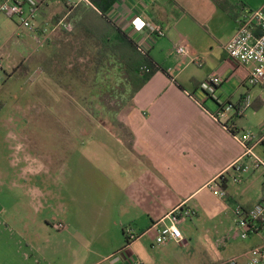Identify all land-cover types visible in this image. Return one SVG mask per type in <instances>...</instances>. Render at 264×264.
<instances>
[{"label":"crops","instance_id":"1","mask_svg":"<svg viewBox=\"0 0 264 264\" xmlns=\"http://www.w3.org/2000/svg\"><path fill=\"white\" fill-rule=\"evenodd\" d=\"M59 2L42 0L38 22ZM263 8L264 0H117L108 17L134 41H145L162 70L117 119L125 134L96 118L81 120V143L91 137L85 126L103 131L91 151L79 154V173L91 181L76 176L70 187L57 188L20 183L10 198L0 199V264H168L166 257L188 246V238L157 245L144 236L161 229L174 209L194 211L188 220L202 211L234 213V204L252 209L263 197L264 179L255 173L234 183L230 167L243 147L225 125L251 132L264 161V98L245 89L252 67L231 59L225 45L245 12ZM148 21L162 25L165 37L150 42L146 31L135 30ZM178 45L188 54L178 55ZM214 78L220 83H211ZM247 109L255 116L247 117ZM222 112L226 117L218 116ZM225 172L227 178L218 180ZM258 177L261 192L252 198ZM215 181L226 197L213 193ZM256 235L257 245L264 243V231Z\"/></svg>","mask_w":264,"mask_h":264},{"label":"rangeland","instance_id":"2","mask_svg":"<svg viewBox=\"0 0 264 264\" xmlns=\"http://www.w3.org/2000/svg\"><path fill=\"white\" fill-rule=\"evenodd\" d=\"M44 10L39 22V12L33 21L34 33L21 29L17 17L11 20L0 14V101L3 103L0 108V199L10 198L15 185L20 183L31 187L46 183L57 188L65 182L70 187L76 182V176H82L84 182L91 181L79 173V154L83 148L91 151L95 137L103 131L92 132L94 126H85V136L91 137H85L81 143L76 138L80 136L81 120L96 118L110 130L126 133L117 119L125 117L129 102L123 84L115 82L114 69L106 74L111 75L117 94L92 93L96 48L78 33L57 28L59 21L66 17L74 21V12L68 15L69 8L63 2ZM35 37L42 42L38 43ZM259 87L247 83L245 89L264 98V89ZM247 111V117L255 116L253 110ZM244 124L242 120L241 125ZM261 154L264 156V152ZM26 168L36 169L37 173L25 174ZM257 179L250 192L252 198L261 192L260 177ZM179 227L190 244L166 257L168 264L242 260L246 252L261 242L257 235L241 238L231 211L224 214L202 211L199 218L181 220ZM156 235V231L146 233L144 240L155 244Z\"/></svg>","mask_w":264,"mask_h":264},{"label":"built area","instance_id":"3","mask_svg":"<svg viewBox=\"0 0 264 264\" xmlns=\"http://www.w3.org/2000/svg\"><path fill=\"white\" fill-rule=\"evenodd\" d=\"M42 0H1L0 13L9 17L19 19V27L29 33L35 32L33 21L37 17ZM89 4L88 0H67L66 7L69 13L78 7L79 3ZM57 28L65 32H72L74 24L69 17L59 21ZM138 33L146 31V39L154 42L156 39L163 38L166 32L162 25L153 22H143L135 27ZM41 43V38H36ZM138 49L142 53H147L146 44L143 40L135 41ZM176 53L181 56L188 54L185 45H178ZM225 51L231 59L236 60L242 65H251L248 76V84L251 86H264V8L255 11L245 12L239 20V30L237 34L225 45ZM0 70L2 64L0 63ZM213 84L220 83L219 78L212 80ZM227 110H229L227 108ZM225 112L219 113V117H226ZM235 139L242 145L243 153L231 165L230 170L234 172L232 178L234 183L240 185L243 178L250 174L261 173L264 179V161L255 152L256 143H253V134L249 131L237 133ZM227 178V173H223L218 180ZM213 193L221 198L226 197V192L222 184L216 181L211 185ZM195 212L191 209L178 207L170 212L161 222L163 227L156 230V244L165 245L175 241L182 243L183 233L179 227V222L186 218H192ZM236 226L240 230L241 238L248 239L250 235L261 234L264 231V185L263 197L254 205L252 209L246 211L242 206L237 205L234 211ZM169 222V224H168ZM243 229L245 232H243ZM129 239H135L131 230H128ZM216 264H264V243L253 247L246 252L242 260L229 259Z\"/></svg>","mask_w":264,"mask_h":264},{"label":"trees","instance_id":"4","mask_svg":"<svg viewBox=\"0 0 264 264\" xmlns=\"http://www.w3.org/2000/svg\"><path fill=\"white\" fill-rule=\"evenodd\" d=\"M65 5L67 0H61ZM73 9L74 34L88 40L96 48L93 58L94 88L92 93L116 95L108 72L114 69L116 84H123L129 105L136 94L158 73L161 67L148 53H142L135 41L108 17L117 0H88ZM65 32V31H64ZM71 33V32H66ZM107 73V74H106ZM123 93V92H122ZM3 103L0 101V108ZM233 134L237 130L225 125Z\"/></svg>","mask_w":264,"mask_h":264}]
</instances>
